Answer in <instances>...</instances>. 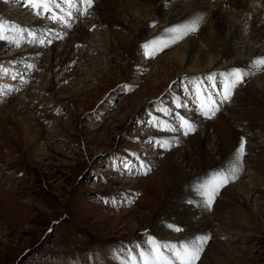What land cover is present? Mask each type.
Here are the masks:
<instances>
[{
  "label": "rangeland",
  "instance_id": "374dc122",
  "mask_svg": "<svg viewBox=\"0 0 264 264\" xmlns=\"http://www.w3.org/2000/svg\"><path fill=\"white\" fill-rule=\"evenodd\" d=\"M57 2L53 12L70 27L36 15L25 0H0V20L26 29L20 47L0 41V67L19 73H0V264H121L128 247H147L148 236L179 245L205 234L211 239L198 264H264V67L253 63L264 56L252 58L255 71L233 67L249 74L209 119L194 95L200 73H185L189 64L167 56L196 38L208 56L232 60L205 10L195 15L204 16L197 32L163 47L173 35L165 29L178 26L156 15L166 0H94L87 15L82 5L78 12ZM229 16L241 25L237 13ZM243 26L234 32L242 46L232 49L263 53ZM80 28L91 38L77 42ZM46 29L59 43L56 59ZM29 33L52 43L33 42ZM215 74L200 81L219 102L225 77ZM193 109L196 130L185 135L181 118ZM242 137V169L209 209L202 191L228 172ZM220 142L228 152H219ZM188 208L196 215L190 225L178 217Z\"/></svg>",
  "mask_w": 264,
  "mask_h": 264
},
{
  "label": "snow or ice",
  "instance_id": "6c2138e0",
  "mask_svg": "<svg viewBox=\"0 0 264 264\" xmlns=\"http://www.w3.org/2000/svg\"><path fill=\"white\" fill-rule=\"evenodd\" d=\"M64 2L69 4L72 8H76L78 12L80 11V8L77 7V5H82L84 15H87L88 10L94 5V0H64ZM25 4L26 6L31 7L38 16L42 11L53 21V23L59 22L65 27L71 26L70 23L65 21V17L63 15H58L53 12V6L57 9L60 8V3H58L57 0H25ZM61 11L63 10L61 9ZM67 16L71 17L72 13L68 12ZM203 20L204 16L199 15L192 18L188 23L165 29L167 33L173 35L170 41L165 43L163 47H168L170 44L178 43L180 40L184 39V37L197 32ZM25 31L26 29L19 25L0 20V41L6 42L10 46L20 47L21 38ZM29 35H31L33 42L40 44H44L45 42L49 44L52 43V39H48L47 41L43 38L37 39L35 33H29ZM56 38L63 39V37L59 36ZM155 44L156 41L154 40L143 45V47L148 49L151 45ZM159 50L162 51L163 48H160ZM154 52L155 49H153L152 52H149L148 55L151 56ZM253 63L254 65L264 67V58H259ZM0 73H3L4 75H11L12 79H16L17 75H19V73L12 75L9 69L3 67H0ZM248 74L249 73L245 72L241 68H233L227 73H221V75L225 76V82L223 85L222 98L219 102L213 99L212 96L206 92L203 86V81L193 82V87L195 89L194 95L199 101L202 115L209 119L214 117L216 112L219 110V104L231 100L233 90L244 82L245 77ZM215 75L216 74H211L206 79L211 82L215 79ZM125 87L130 89L131 86ZM212 87L214 88L215 85L213 84ZM4 88L5 86H0V92H2ZM12 90L13 89L10 87L8 88V91ZM176 106L180 107L181 104L177 103ZM181 119L185 135L195 132V127L189 121L183 118ZM161 147L166 148L167 145L163 144ZM246 154V141L242 137L240 145L234 156L233 164L229 168L228 172L217 173L213 181L203 189L202 194L206 197V207L210 209L214 203L215 196L219 193L220 189L237 178V173L242 169ZM125 168L128 170L129 166L126 164ZM140 168L145 170L143 174H147V171L151 170L143 162L141 163ZM124 202L127 203L128 201L125 200ZM168 227L176 232H181L183 230L180 226L168 225ZM210 239L211 237L209 235H199L194 236L187 242L177 245L171 242L158 241L156 238L148 236L147 247L138 244H133L128 247L124 254L125 258L121 261V264H198L201 260L205 245Z\"/></svg>",
  "mask_w": 264,
  "mask_h": 264
},
{
  "label": "bare ground",
  "instance_id": "6f19581e",
  "mask_svg": "<svg viewBox=\"0 0 264 264\" xmlns=\"http://www.w3.org/2000/svg\"><path fill=\"white\" fill-rule=\"evenodd\" d=\"M144 1H147V4L150 3L148 2L149 0H144ZM258 5H259V9H258ZM110 6L114 8L116 6V3H110ZM168 6L169 8H167ZM158 7L159 8H156V12H157L156 15L159 19V18H164L166 14L167 17L164 23L165 24L169 23V25L167 26H170V25L172 26L173 24L179 25L180 22L188 18L189 12H191L190 17L193 18L195 17L196 13H198L199 11L205 10L206 13L210 15L208 17H211L210 22L207 27L214 29L215 33L221 34L223 40L225 41L224 42L225 43L224 52L225 53L228 52L234 55V57L230 61H226V55L225 54L222 55V53H221V56H217L216 54L208 56L209 55L208 46L206 44L204 45L202 43H199L197 41L198 39L196 40V38H191L189 41L181 45V47L176 48L167 54V56H170L172 60L178 61L182 65L185 63L190 65L189 69L186 70L185 73H188V74L200 73L198 77L199 79L198 81H200V79L205 80L204 78L205 76L208 77L209 75L215 74L216 72L217 73H222V72L227 73L228 71H230L231 68L235 66L237 67V65H241V64L243 66L248 65V67L246 66L248 69H251V70L254 69L255 71L256 66L255 68L254 67L252 68L249 66L250 64H253V63H250L253 61L252 58H254L255 56L257 57L264 56V51L263 53H261L259 50H256V48L254 47L244 48V50L240 54L238 53V51L233 50L234 48L242 46V43H241L242 38L240 37L241 35L238 36L236 35V33H234L235 30L239 29L241 25H245V27L244 26L243 27L248 31V34L250 35L249 36L250 39L253 40L254 38V40L256 41L255 44L259 46L262 45L261 47L264 48V25L263 23H261V25L259 24L260 21L263 19L264 0H187V1L185 0H166L163 6L161 7L158 6ZM177 8H179L180 10ZM108 13H111V12H108ZM235 13H237L236 18L238 21H240V24H241L240 26H238L236 22L235 23L231 21H230L231 23L229 22V17H230L229 15L234 16ZM253 14H255V16L258 18L257 20H255V22L253 21V18H252ZM58 15H61V14L59 13ZM109 15L110 14H107L108 17L113 18L112 16H109ZM89 25H91V22ZM92 25H93V22H92ZM34 27L38 30H44V28L41 26V23L34 24ZM81 28L78 30V34L76 36L77 42L83 41L85 38L88 39L90 37V34L87 31H84V29L82 30ZM46 30L50 33L49 37H54L53 41L55 43L52 49L53 50L52 56H53V59H56L60 55V54H57L59 43L55 41L57 39H55L54 32H52L53 29L52 30L46 29ZM212 35L214 36V34ZM70 51L71 50H65L63 55L70 56ZM207 93L211 94L210 90H208ZM211 96L215 100L220 98V97H215L214 94H212ZM194 111L196 110L194 109L191 110L190 112L191 115L189 117L183 116V119L190 122L191 118H196L195 114H198L199 112L194 113ZM219 123H221V121H219ZM217 127L219 128L218 130L222 131L224 137L227 136L228 133L227 134L225 133L227 132L226 131L227 127H225L224 125L217 126ZM204 134H205L204 137L207 140L209 138V134L207 132H205ZM218 147H219L218 148L219 152H225V151L228 152L230 149L228 148V145H226L223 142ZM183 213H185L187 216H184ZM183 213L180 216H178L179 220H182L186 224L190 225V220L192 219L191 215L196 216L194 214V210H192V208L184 209ZM167 214H169V212H167L165 215ZM201 227H202L201 223L198 222L196 227L194 226V229L195 228L199 229Z\"/></svg>",
  "mask_w": 264,
  "mask_h": 264
}]
</instances>
